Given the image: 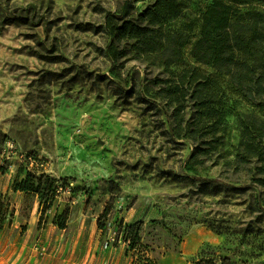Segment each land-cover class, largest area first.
I'll return each instance as SVG.
<instances>
[{"label":"rangeland","instance_id":"rangeland-1","mask_svg":"<svg viewBox=\"0 0 264 264\" xmlns=\"http://www.w3.org/2000/svg\"><path fill=\"white\" fill-rule=\"evenodd\" d=\"M34 1L39 23L0 17V264H264V185L251 178L264 174L224 171L219 158L198 173L215 181L192 180L193 143L171 139L165 115L124 91L138 87L145 63L121 58L122 80L111 75L105 18L153 0H0V15ZM190 48L178 68L213 73ZM8 140L21 155L6 158ZM26 172L44 176L41 196L14 190ZM136 221L141 246L130 249L126 227Z\"/></svg>","mask_w":264,"mask_h":264},{"label":"trees","instance_id":"trees-1","mask_svg":"<svg viewBox=\"0 0 264 264\" xmlns=\"http://www.w3.org/2000/svg\"><path fill=\"white\" fill-rule=\"evenodd\" d=\"M37 3L30 2L19 13L5 12L0 17L4 23H39L44 15L31 9ZM255 3L264 5V0H153L133 16L124 17L125 2L118 18L109 14L101 26L108 36L104 52L111 75L122 80L117 68L121 58L134 57L145 63L148 71L138 87L124 91L165 115L171 139L193 143L186 167L192 174L189 177L202 184L216 179L199 175V170L219 158L224 171L256 167L264 174V8ZM195 30L197 35L191 42ZM189 44L193 61L212 68L213 73L190 65L178 68ZM230 116L236 119L237 131L231 151L226 149L233 131ZM229 175L220 174L226 178L221 185L229 184ZM43 178L26 172L14 190L41 196ZM251 178L264 185V177ZM51 187L50 183L47 193ZM3 207L0 200V225L6 212ZM106 211L97 221L100 229ZM67 215L65 211L59 216L60 228H65ZM142 225V221H136L126 227L125 240L130 249L141 246ZM221 262L226 264V259ZM196 264L216 263L213 258H200Z\"/></svg>","mask_w":264,"mask_h":264},{"label":"built area","instance_id":"built-area-1","mask_svg":"<svg viewBox=\"0 0 264 264\" xmlns=\"http://www.w3.org/2000/svg\"><path fill=\"white\" fill-rule=\"evenodd\" d=\"M4 152L6 153V158L10 155L13 157H18L19 155H21V152L16 149L14 141L10 140L6 142ZM2 163H4V161Z\"/></svg>","mask_w":264,"mask_h":264},{"label":"crops","instance_id":"crops-1","mask_svg":"<svg viewBox=\"0 0 264 264\" xmlns=\"http://www.w3.org/2000/svg\"><path fill=\"white\" fill-rule=\"evenodd\" d=\"M5 264H13V263H12V260L9 259Z\"/></svg>","mask_w":264,"mask_h":264}]
</instances>
